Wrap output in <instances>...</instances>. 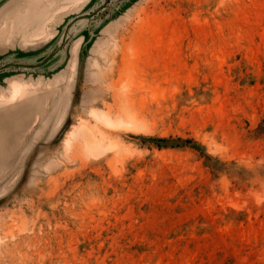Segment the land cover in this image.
Segmentation results:
<instances>
[{
    "label": "rangeland",
    "instance_id": "1",
    "mask_svg": "<svg viewBox=\"0 0 264 264\" xmlns=\"http://www.w3.org/2000/svg\"><path fill=\"white\" fill-rule=\"evenodd\" d=\"M102 1L0 0V62ZM76 27L0 74V264H264V0Z\"/></svg>",
    "mask_w": 264,
    "mask_h": 264
},
{
    "label": "water",
    "instance_id": "2",
    "mask_svg": "<svg viewBox=\"0 0 264 264\" xmlns=\"http://www.w3.org/2000/svg\"><path fill=\"white\" fill-rule=\"evenodd\" d=\"M119 3H123L126 0H117ZM109 3V0H104L100 4H98L91 11L80 14L72 18L67 26L63 29L60 36L57 39V43L55 44V48L51 52L47 54L43 59L34 62H28L30 59H10L9 62H0V72L9 69H21V70H34L41 69L42 66H45L49 61L52 60L53 57L61 56L64 54L66 50L67 44L69 41L75 36L77 32V25H86L90 24L96 18L102 17L104 15V8ZM110 5V4H109ZM76 27V29H75ZM57 60V59H56ZM51 62L52 66H55V63H61L60 61ZM44 69V68H43ZM42 70V69H41ZM160 145H175L177 141L175 140H157L156 141Z\"/></svg>",
    "mask_w": 264,
    "mask_h": 264
},
{
    "label": "crops",
    "instance_id": "3",
    "mask_svg": "<svg viewBox=\"0 0 264 264\" xmlns=\"http://www.w3.org/2000/svg\"><path fill=\"white\" fill-rule=\"evenodd\" d=\"M27 55H28V54H27ZM27 55H25V56H27ZM25 56H19V57L16 56V57H14V58L12 57L11 59H21V60H22V59H24V58H28V57H29V56H28V57H25ZM9 61H10V59H9L7 62H9ZM4 62H5V61H4ZM10 70H12V69L1 71L0 74L3 73V72L10 71Z\"/></svg>",
    "mask_w": 264,
    "mask_h": 264
},
{
    "label": "trees",
    "instance_id": "4",
    "mask_svg": "<svg viewBox=\"0 0 264 264\" xmlns=\"http://www.w3.org/2000/svg\"><path fill=\"white\" fill-rule=\"evenodd\" d=\"M185 143H187V144H190V145H192L193 147H198L197 145H195L193 142H191V140H185L184 141ZM207 157V159H211V157L210 156H206ZM219 162V161H218Z\"/></svg>",
    "mask_w": 264,
    "mask_h": 264
},
{
    "label": "bare ground",
    "instance_id": "5",
    "mask_svg": "<svg viewBox=\"0 0 264 264\" xmlns=\"http://www.w3.org/2000/svg\"><path fill=\"white\" fill-rule=\"evenodd\" d=\"M18 93V89L14 90V94L13 95H16ZM107 124H110L111 122L108 120V118H105ZM94 147V146H93Z\"/></svg>",
    "mask_w": 264,
    "mask_h": 264
}]
</instances>
